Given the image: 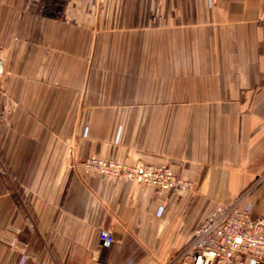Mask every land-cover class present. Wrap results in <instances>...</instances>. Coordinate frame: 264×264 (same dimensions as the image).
I'll list each match as a JSON object with an SVG mask.
<instances>
[{"label": "crops", "instance_id": "0c3cea01", "mask_svg": "<svg viewBox=\"0 0 264 264\" xmlns=\"http://www.w3.org/2000/svg\"><path fill=\"white\" fill-rule=\"evenodd\" d=\"M0 71V264H178L215 207L264 218V0H0Z\"/></svg>", "mask_w": 264, "mask_h": 264}, {"label": "built area", "instance_id": "2783aa9c", "mask_svg": "<svg viewBox=\"0 0 264 264\" xmlns=\"http://www.w3.org/2000/svg\"><path fill=\"white\" fill-rule=\"evenodd\" d=\"M82 166L87 172L137 181L157 192H180L188 186L169 166H129L94 156L87 157ZM99 239L107 244L113 241L107 229L99 231ZM174 262L264 264V218L253 216L252 205L242 203V198L230 205L217 206L193 230L187 247Z\"/></svg>", "mask_w": 264, "mask_h": 264}]
</instances>
